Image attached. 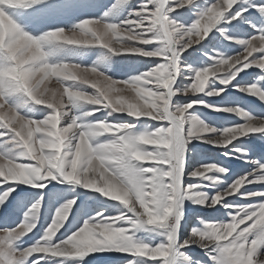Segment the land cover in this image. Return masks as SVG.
I'll use <instances>...</instances> for the list:
<instances>
[{"label": "snow or ice", "instance_id": "1", "mask_svg": "<svg viewBox=\"0 0 264 264\" xmlns=\"http://www.w3.org/2000/svg\"><path fill=\"white\" fill-rule=\"evenodd\" d=\"M37 2L38 0H25L19 8H27ZM191 2L192 0H142L141 6L133 8L131 14L120 22L86 18L67 30V33L64 28H56L39 36L27 32V39L31 38L29 50L34 51L38 57L30 59L33 65L46 67L55 64L48 61L49 46L66 44L68 40H80L84 37L82 43L72 46L110 44L108 41H93L82 29L90 30L99 37L111 33L117 40H127L132 45L131 49L118 48L114 54L133 53L147 58L164 56L162 62L131 79L114 80L106 75L103 77L107 81L105 86L111 87L113 91L126 86L132 88L135 94L137 89H144L152 94V99L137 94L136 101L121 104V98L102 94L100 81L95 82V87L92 83L83 84L97 90L96 94H88V99L94 101L88 104L108 109V115L126 113L133 118H151L159 122V126L152 130L137 133L134 131V124L107 118L82 124L79 118L73 117L71 122H65L64 118L73 105L86 102L76 99L75 91L71 99L68 97L69 102L61 105L56 104L54 95L45 99L39 87L30 83L36 73L28 74L23 81L10 79L7 73L13 70L16 57L0 50L7 61L0 65V127L10 132L23 146L20 157L28 159V162H24L20 158H8L0 154V186L3 188L0 192V205L14 191L13 185L16 183L44 188L45 182L60 179L94 190L127 207V212L117 209L116 214L110 217L105 215L103 208L95 210L94 215L84 213L81 225L80 219L76 218L80 203L68 200L55 211L43 235L25 248L15 247L14 242L27 235L36 226L35 222H21L15 228L0 230V264H40V261L46 259L43 254L86 257L105 251L132 253L138 258H159L162 264H172L170 257L179 249L192 244L205 250L212 264H248L249 254L252 264H264V254L259 252V247L264 244V202L250 205L236 198L237 195L245 198L264 195V191L250 193L244 187L264 181V165L238 175L227 186L213 183L212 187L218 190L209 195L200 194V181L215 180L217 173L226 174L228 170L215 163H197L187 167L188 145L192 140L214 146H227L250 133H264V123H256L257 120L264 119L247 116L238 105H212L210 107L214 109L246 116L244 123L217 129L189 112L194 103H203L202 100L190 101L180 106L172 105V97L177 93L191 96L207 91L208 95L219 96L223 89L213 88L215 80L210 78L220 79L223 84L228 85L244 69L257 66L264 70V31L239 40L238 43L243 45L242 52L230 56L218 54L210 65L193 69L192 82L176 88L174 84L181 69V57L187 56L189 49L200 44L222 18L233 20L240 15L234 8V5L240 7L237 0H214L190 26L184 27L173 20L169 13ZM51 6L59 5L53 0ZM259 7L264 11V4ZM12 19L15 20L13 16ZM112 25L117 26L115 31ZM25 32L19 26L16 35H20L23 40ZM161 41L163 47H150ZM73 68L75 73L77 70L75 66ZM81 69L88 70V67L81 65ZM62 82L84 91L75 83H67L82 84L80 81ZM233 86L242 92H258L256 84L241 86L239 82H235ZM17 91L25 93L36 104L49 106L53 111L39 120L19 114L7 99ZM220 99L223 101L224 97ZM129 102L136 104L134 113H130L126 106ZM99 110L100 108H93L85 115H94ZM101 122L109 126L111 131H104L100 127ZM81 133H84L83 137ZM2 135L5 133H0ZM101 135L111 138L92 143ZM144 140L148 142L145 143ZM186 176L200 179L186 182ZM194 196L197 197L194 203L212 209L219 215L209 217V222L197 215L196 219L202 227H192L185 235L182 229L187 219L184 216L183 202ZM39 208V203L34 204L30 214L35 216ZM225 210L228 219H225ZM129 213L132 215L129 216ZM142 224L157 225L164 229L166 239L152 245L137 242L131 233ZM58 230H61L59 235ZM119 259L127 260V257ZM89 264H92L91 260ZM128 264H140V261H129ZM143 264L148 262L143 261Z\"/></svg>", "mask_w": 264, "mask_h": 264}, {"label": "rangeland", "instance_id": "2", "mask_svg": "<svg viewBox=\"0 0 264 264\" xmlns=\"http://www.w3.org/2000/svg\"><path fill=\"white\" fill-rule=\"evenodd\" d=\"M213 2L214 0H192L189 5L178 8L169 15L180 25L187 27ZM24 3L25 0H0V50L16 57L13 70L8 72L7 75L10 79L21 81L24 80L21 73L24 71L25 65L21 63L24 58L17 55V53L24 47L25 43L31 44L27 39V32L39 36L56 28H64L67 33V30H71L79 21L86 18H97L106 22H120L131 14L133 8L140 7L142 0H56L59 6L55 7L51 6L53 0H38L37 3L20 9L19 6ZM237 3L240 7L237 8L234 5V8L240 12L238 17L233 20L222 18L200 44L194 45L193 49L188 50L187 56L181 57L179 61L181 69L176 76L174 87L182 88L184 85L190 84L193 69L210 65L218 57V54L230 56L242 52L243 45L238 43L239 40L247 39L264 31V11H261L259 7L264 4V0H237ZM12 16L15 20L12 19ZM16 22L23 31H26L23 34V40L20 35H16L19 31ZM157 46L163 47V42H155L150 47L155 49ZM48 51L50 52L49 62H72L87 67L94 66L104 75L114 80L131 79L165 59L164 56L147 58L133 53L114 54L102 45L72 46L55 44L49 46ZM6 63V58L0 53V65ZM52 78L55 79V77ZM210 79L215 80V83L212 84L213 88L223 89L219 96L208 95L207 91L191 96L177 93L172 97V105L180 106L190 101L202 100L203 103H194L189 112L199 117L204 123L214 125L217 129L244 123L246 116L222 111L219 108L214 109L210 107L212 105H238L247 116L264 119V70L257 66L244 69L235 78V81L230 80L228 85L223 84L220 79ZM235 82H239L241 86L256 84L258 92L256 94L242 92L233 86ZM67 83L69 85L75 83L78 88L83 89L88 94H96L97 92L89 85L79 84L78 82ZM207 87L206 85V89ZM72 90H77V88L72 87ZM220 97H224V100L222 101ZM7 99L19 114L28 118L43 119L53 111L49 106L36 104L22 91L11 93ZM64 99L67 101V94ZM93 108H100V110L96 111L94 115H85ZM73 117L79 118L82 124L104 118L117 122L127 121L129 124L135 125L134 131L137 133L152 130L159 126V122L148 117L133 118L126 113L108 115V109L88 103L73 105L64 120L65 122H71ZM258 122L264 123L260 120L256 121L257 124H259ZM0 133H5V135L0 136V154L8 158H20L24 162H28L27 158L20 157L23 146L17 142L13 135L3 127H0ZM49 134H51V130H49ZM110 138L108 135H101L92 143L103 142ZM238 149L243 151H238ZM188 156L187 167L195 166L197 163H215L217 166L225 167L228 170L226 174L217 173L215 180L205 179L198 184L201 195L214 194L218 189L212 187L213 183H222L227 186L238 175L264 165V133H250L238 138V142L233 141L227 146H214L194 139L188 145ZM193 179L199 180L200 178L185 177L186 182ZM244 187L250 193L264 191V181H257ZM13 188L14 191L6 197L4 204L0 205V230L15 228L21 222H35L36 225L27 235L14 242V246L19 248H25L38 240L51 223L55 211L67 203L68 200L80 203V209L76 210V218L80 219L81 225L83 222L81 217L84 213L94 215L95 210L100 208L104 209L107 217L115 215L117 209L127 212V207L122 202L110 200L94 190L85 189L82 185L60 179L45 182L44 188L20 183L14 184ZM2 191L3 188L0 186V192ZM196 198L195 196L186 198L183 202L184 216L187 219V223L182 229L185 235L192 227H202L200 221L196 219L197 215L202 216L205 222H209V217L219 215L212 209L194 203L193 201ZM236 198L250 205L264 202V195H250L247 198L237 195ZM106 200L107 203H105ZM36 203L40 204V208L33 216L30 211ZM5 205H7V208H5ZM73 208L75 209V203ZM226 213L227 210H225L224 215L225 219H228ZM71 215L72 209L69 210V216L71 217ZM131 215L129 213V216ZM65 223H67V220ZM61 230H58L57 235ZM131 234L137 242L150 245L158 244L166 239L164 229L157 225H138L132 230ZM259 252L264 254V244L259 247ZM43 255L46 259L40 261V264H89L90 260L92 264H128L129 261H140V264H143V261H147L148 264H162L159 258H138L132 253L115 251L98 252L86 257ZM120 257H127V260L119 259ZM170 259L172 264H212L205 250L195 244L179 249Z\"/></svg>", "mask_w": 264, "mask_h": 264}, {"label": "clouds", "instance_id": "3", "mask_svg": "<svg viewBox=\"0 0 264 264\" xmlns=\"http://www.w3.org/2000/svg\"><path fill=\"white\" fill-rule=\"evenodd\" d=\"M111 27L113 31H115L117 28L116 25H112ZM82 31H85L86 35L90 36L93 41L110 42V44L105 43L104 47L110 49L112 52H115V50L118 48L119 49L132 48V45H130L127 40L121 42L117 40L111 33H105L103 37H99L91 33L90 30L82 29ZM51 39H58V37H51ZM83 40L84 37H81L80 40H75V39L68 40L66 41V44L67 45L80 44L83 42ZM29 41L31 42V38H29ZM17 55L23 57L24 59H22L21 63L27 65V67H24V71L21 73V75L24 78H26L28 74L36 73L35 78L32 81L33 85L39 87L40 92L44 93L45 99H47L51 95H54L57 105H61L63 103L69 102V101H65L64 97L67 94L69 99H71L74 91H75L76 99L86 103L94 102L88 99V93L86 91L81 92L79 90H72V87L67 86L62 82L63 80L80 81V83L82 84L92 83L93 87L96 86L95 82L100 81L101 86L103 88L102 94H107L108 96L114 98H121L119 101L121 104H124L126 101H136L137 94L142 95L147 99H152V94L144 89H137V92L135 94L132 88L126 86L122 87L119 91H113L111 87L105 86L107 85V81L103 80L104 74L101 71H99L96 67H88V70H82L80 64L72 63V62H60L55 64H49L46 67L43 65H33L30 63V59L35 60L38 59V57L35 56L34 51L29 50L28 43L24 44V47H22L19 50ZM73 66H75V69L77 70L75 73ZM52 77H55V79H53ZM204 78L206 79V76ZM137 103H139V101H137ZM126 106L130 113L135 112L136 104L129 102L127 103ZM54 126L55 125H53V127ZM100 127H102L104 131H111V128L107 125H104L103 122H101ZM83 136L84 133H81V137ZM143 142L147 143L148 141L144 140ZM253 243H255V241ZM248 264H252L251 254H249L248 257Z\"/></svg>", "mask_w": 264, "mask_h": 264}, {"label": "bare ground", "instance_id": "4", "mask_svg": "<svg viewBox=\"0 0 264 264\" xmlns=\"http://www.w3.org/2000/svg\"><path fill=\"white\" fill-rule=\"evenodd\" d=\"M258 123H259V122H258ZM196 160H197V159H196ZM196 160H195V161H196ZM195 161H193V162H195Z\"/></svg>", "mask_w": 264, "mask_h": 264}]
</instances>
